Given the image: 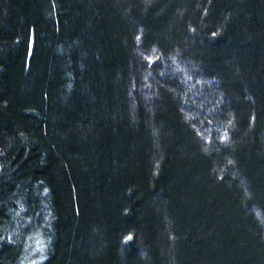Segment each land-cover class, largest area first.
I'll return each mask as SVG.
<instances>
[{
  "label": "trees",
  "instance_id": "1",
  "mask_svg": "<svg viewBox=\"0 0 264 264\" xmlns=\"http://www.w3.org/2000/svg\"><path fill=\"white\" fill-rule=\"evenodd\" d=\"M0 264H264V0H0Z\"/></svg>",
  "mask_w": 264,
  "mask_h": 264
}]
</instances>
